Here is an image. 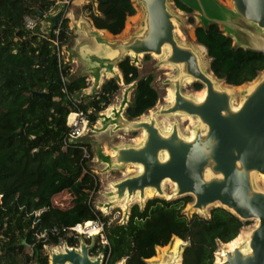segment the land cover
<instances>
[{
    "label": "trees",
    "instance_id": "1",
    "mask_svg": "<svg viewBox=\"0 0 264 264\" xmlns=\"http://www.w3.org/2000/svg\"><path fill=\"white\" fill-rule=\"evenodd\" d=\"M55 1L0 0V264H48L44 245L66 238L62 228L107 219L93 205L99 181L88 165L89 143L67 141L66 117L75 110L71 99L89 80L75 76L60 56L61 46L69 42L68 18L61 17L52 30L42 28L43 16ZM173 2L191 12L179 0ZM82 10L95 29L113 36L136 13L132 0H95ZM26 16L36 20L32 29L25 27ZM194 36L205 47L214 76L228 85L249 83L264 70L263 53L237 46L216 24L195 25ZM117 67L124 84L134 83L124 114L137 118L158 101L154 76L140 77L128 56ZM119 88L111 77L97 92L79 95L77 107L90 124ZM193 88L198 91L202 85L194 82ZM189 201L190 196L154 197L142 209L133 204L126 223L104 226L107 245L95 243L89 254L98 248L107 252V264H149L157 247L177 237L187 243L181 264H213L218 242L231 241L248 222L221 207L212 208L208 218L186 216L183 209ZM66 241L78 245L77 240Z\"/></svg>",
    "mask_w": 264,
    "mask_h": 264
},
{
    "label": "water",
    "instance_id": "2",
    "mask_svg": "<svg viewBox=\"0 0 264 264\" xmlns=\"http://www.w3.org/2000/svg\"><path fill=\"white\" fill-rule=\"evenodd\" d=\"M179 1L198 14L199 25L216 24L237 46L264 54V0H229V7L219 0ZM132 2L141 11L137 31L125 38H110L95 29L91 21L75 25L79 35L68 48V59H77L78 76L89 75L98 81L107 74L110 78L120 77L117 66L129 55L135 66L140 55L160 57V64L171 65L175 74L165 81L172 99L159 107L156 116L184 115L192 117L195 124L185 136L176 122L162 129L153 114L128 119L124 114L130 104L126 90L118 106L99 115L100 129L140 131V140L136 144L115 145L110 154L98 152L96 156L108 170L127 165L136 166L137 170L112 181L98 209L107 212L122 205V223H126L131 206L138 204L142 209L148 200L146 191L163 198L164 183L168 181L172 184L168 200L193 197L188 205L190 212L200 216L221 207L241 221L255 222L244 231L242 244L226 248L218 242L221 261L214 260L213 264H264V70L249 82L252 84L242 92L238 105H234L230 87L236 86L214 76L209 62L207 65L205 62L208 58L205 47L196 40L193 45L177 38L175 22H180V17L169 8V0ZM63 9L59 5L54 13L43 16L47 30L56 26ZM199 46L204 48V55ZM187 80L202 85L201 99L182 90ZM257 177L262 180L261 188L255 184ZM174 238L166 245L164 257L147 262L181 264L187 243L182 241L174 253ZM92 244V240L89 244L80 240L79 249L63 247L50 251L48 264H103L100 254L89 257ZM124 263L122 260L116 264Z\"/></svg>",
    "mask_w": 264,
    "mask_h": 264
},
{
    "label": "rangeland",
    "instance_id": "3",
    "mask_svg": "<svg viewBox=\"0 0 264 264\" xmlns=\"http://www.w3.org/2000/svg\"><path fill=\"white\" fill-rule=\"evenodd\" d=\"M67 1L68 2H64V0H56L55 1L56 6L52 7V10L48 14L44 15V16H47V15L54 13L58 9L59 5L64 6L63 14L61 17L68 18L69 20L68 24L70 28L69 42L65 44L64 46H61V52H62L61 56L64 62H66L68 58V48L72 46L73 41L76 38L75 36L79 35L76 32L74 26L75 25L80 26L82 24L91 23L90 20L84 15V12L82 10L83 5L89 2L94 3L93 0H73L71 2L70 0H67ZM219 1L227 7L230 6L229 0H219ZM168 6L173 12H175L180 17V22H175V34L177 38L179 39V41L183 43H187V44L196 45L195 36H194V27L195 25L200 24V21L198 19V14L195 11L184 12L176 8L173 0H169ZM135 8H136V13L133 16H137L136 17L137 20H135L136 22L131 23L130 18H129L122 32L117 36H109L110 38L112 37L113 38H125L129 36L131 33L138 30L139 25H140L139 23H140L141 11H140V7L136 5H135ZM189 18L193 19V22L189 23L188 21ZM137 22H138V25L136 26ZM130 23H131V26L129 30L126 31L128 27L127 28L125 27ZM41 25H42V28L47 30L46 29L47 23L45 22L44 19L42 20ZM128 57L132 61V56L129 55ZM159 60H160V57L158 56L146 54V55H140L138 57V62L136 63V67L138 68L140 77L145 76L147 74H152L154 76L152 85L158 91V94H159V98L155 106L151 108L150 110H148L147 112H145L142 116H140V118H145L149 114H153V116L156 117L158 125L162 129H166L172 122H176L178 124V127L181 133L185 136H188L191 133V129L195 124V120L192 117L188 118V116H184V115L156 116V111L159 109V107L166 104L169 101L167 98V92H168V89L170 88L168 84H166L165 81L169 78H172L175 74V70L171 65H167V64L161 65ZM205 62L207 65L209 62V58H205ZM72 71L74 72L73 74H76L79 71V67H77L76 63H72ZM119 76L120 77L118 78L113 77L118 81L120 88L118 92L114 95V97L112 98L111 104L105 110L98 113V119L96 120L94 124H90V123L87 124V127L83 131V134L81 135V137L77 139L78 142H88L91 147L92 158L89 161L88 165H89V168L96 174L97 179L99 181L98 191L93 195V205L96 209L100 207L98 204H100V202L104 200L105 193L111 189L110 183L112 181L122 178L124 176H127L129 174H132L137 170V167L133 165H127L123 169H119V170H108L105 168L103 164H101L98 161L97 156H96L98 152L99 153L102 152L103 154H110L112 148L118 144H125V143L126 144H136L137 142H139L140 137H141L140 131H124V130L123 131H112L111 129L104 131L100 129V124H99L100 116L99 115L108 114L111 108L118 106L126 90H127L128 101L130 102L131 100L134 83L124 84L122 81V76L120 72H119ZM109 78H110V75L107 74V75L102 76L98 81H94V79H88L89 86L86 89L89 88L90 91L87 92L86 89H83L81 94H92V93L97 92L101 84ZM193 83L194 82H191V80L188 83L184 82L182 86V90L185 93H194L195 95H197L196 92H200L201 89L198 91L194 90ZM251 84L252 83H246L240 86L239 88H233V89L231 88L232 89L231 92L234 95V98H233L234 105H238L241 99L242 92H244V90H246ZM81 94H77L74 97L78 98L79 95ZM189 120L190 121L192 120V121L189 122ZM166 182L164 183V191H165L166 197L164 196L163 199H168L167 195H170L172 192V187H171L172 184H170V182L168 183ZM255 184L257 187H260V188L263 187L261 178H258ZM154 197L155 196L150 194V196L147 198L151 199ZM136 202L138 203V201ZM191 202H193L192 196H190L189 203L186 204V206L183 209V212L185 213L186 216H191L193 214V212L188 211V205ZM121 206L122 205H118L114 208L112 207L106 213L104 210L102 211L100 209L98 210L102 212L103 214L108 215L109 217H113L114 214L119 212L122 214V218H123L124 208L123 206L122 207ZM200 216L208 218L209 213H206ZM247 222L248 223L241 228L242 231H247V229L251 228L255 223L254 221H247ZM95 241L96 243L99 244L100 237L98 236L95 239ZM220 246H221V243H218V246H217L218 251L216 250V252L214 253V260L217 255L216 253L220 251L219 250ZM158 251L160 252V250H158V247H157L155 249V255L152 258H161L158 255ZM162 257H164V255H162Z\"/></svg>",
    "mask_w": 264,
    "mask_h": 264
},
{
    "label": "built area",
    "instance_id": "4",
    "mask_svg": "<svg viewBox=\"0 0 264 264\" xmlns=\"http://www.w3.org/2000/svg\"><path fill=\"white\" fill-rule=\"evenodd\" d=\"M64 2H68V1L67 0H64ZM51 10H52V8L49 9L48 13ZM24 20H25V27L27 29H32L34 27V25L36 24V20L33 19V18H30L28 16H26L24 18ZM54 32L57 34L58 30L55 29ZM55 44L57 45V42H55ZM61 55H62V52H61V49H60V56ZM71 101H72L73 105L75 106V110L72 111V112H70L67 115V117H66V124L70 128L69 133H68V136H67V141L68 142H76L77 139L79 137H81V135L83 134V131L87 127V124L89 123V121H88V118H87L86 113H84L83 111H81L77 107L78 103L80 102V97H78V98L73 97L71 99ZM71 114L74 115V118L71 119V120H69V116ZM0 197H1V195H0ZM100 210L102 211L103 209L100 208ZM103 216L104 217H107V219L106 220H103V219H100V218H96L94 220H89V222L92 224V226L93 227H96L98 229V233L97 234H94V235H90V234H88V233L85 232V231H87L86 230L87 227L85 226V223L87 221L82 222V223H78V224H76L74 226H71V227L62 228L61 229V232L63 233V235L66 238H64L58 244H54V245H44V251L47 254L48 262H49V252L50 251L56 252L57 249H61L62 250L63 247H67L68 249H70V248H78L79 247L78 245H79V241L80 240H87L88 242L90 240L95 241V239L99 236L100 237L99 244L102 247H104L105 245H107V240H106L105 236L103 235L104 226L105 225H109V224H111L113 222H117V223H120L121 224L122 223V214L118 212V213L114 214L113 217H109L106 214H103ZM79 228H82V229L85 228V231L80 232L79 231ZM67 238H69L71 240H77L78 241V245L77 246L68 245L67 244V241H66ZM99 254L102 257L103 264H107V258H108L107 252L105 253L104 251H100Z\"/></svg>",
    "mask_w": 264,
    "mask_h": 264
},
{
    "label": "bare ground",
    "instance_id": "5",
    "mask_svg": "<svg viewBox=\"0 0 264 264\" xmlns=\"http://www.w3.org/2000/svg\"><path fill=\"white\" fill-rule=\"evenodd\" d=\"M136 17H137V16H131V17H130V22H131V23H135V22H136L135 20H137ZM131 23L128 24V25L125 27V28L128 27L126 31L129 30V28H130V26H131ZM198 49H199L200 53H201L202 55H204V48H203L202 46H199ZM189 81H190V80H187L186 83H188ZM240 86H242V85H240ZM240 86L230 87V90H232L233 88H239ZM249 86H250V85H249ZM231 88H232V89H231ZM196 94H197V98L201 99V98L203 97L204 90L201 88V91H200V92H196ZM167 98H168L169 101H170V99H172V94H171V90H170V89H168V92H167ZM73 118H74V115L71 114V115L69 116V120H71V119H73ZM188 118H189V117H188ZM191 119H192V118H191ZM192 120H193V119H192ZM192 120H191V121H192ZM191 121L189 120V122H191ZM104 153H106V152H104ZM261 177H262V176H261ZM256 179H258V177H257ZM166 183H168V182H166ZM170 184H171V183H170ZM168 185H169V184H168ZM169 186H170V185H169ZM171 187H172V186H171ZM150 194L153 195L151 191H146V193H145L146 197H149ZM165 197H166V196H165ZM167 197L169 198V195H167ZM121 207H122V206H121ZM85 226L87 227V228H86L87 231H85V228H83V229H82V228H79V231H80V232L85 231L86 233H88V234H90V235H94V234H97V233H98V229H97L96 227H93L92 224H91L89 221H87V222L85 223ZM250 227H251V226H250ZM244 230H245V229H244ZM247 230H248V229H247ZM245 237H246V233H245L244 231L240 230V232L238 233V235H237L234 239H232L231 241H229V242H227V243H224V245H225L226 248H233L234 246H238V245L242 244V243L244 242ZM180 244H182V240L178 239L177 237L174 238V240H173V245H172V251H173L174 253L176 252L177 247H178ZM158 250H160V252L158 251V255H159V257H162V255L165 256V252H166V250H167V247H166V246H164V247H158ZM217 251H218V250H217ZM216 254H217V255H216L215 261H216L217 263H219V262L221 261V259H220V252H218V253H216Z\"/></svg>",
    "mask_w": 264,
    "mask_h": 264
},
{
    "label": "crops",
    "instance_id": "6",
    "mask_svg": "<svg viewBox=\"0 0 264 264\" xmlns=\"http://www.w3.org/2000/svg\"><path fill=\"white\" fill-rule=\"evenodd\" d=\"M130 18V17H129ZM128 18V19H129ZM128 21V20H127ZM127 23V22H126ZM102 33H103V35L104 36H113V35H111V34H109L108 32H106V31H101ZM108 33V34H107ZM117 36V35H116ZM64 46V45H63ZM68 64H70V65H72V63H76V65H77V67H80V65H79V63H78V61H77V59L76 58H71L70 60L67 58V61H66ZM72 73H74L73 71H72ZM75 76H78V74L76 73V74H74ZM86 77H87V79H93L91 76H89V75H85ZM86 89V88H85Z\"/></svg>",
    "mask_w": 264,
    "mask_h": 264
},
{
    "label": "flooded vegetation",
    "instance_id": "7",
    "mask_svg": "<svg viewBox=\"0 0 264 264\" xmlns=\"http://www.w3.org/2000/svg\"><path fill=\"white\" fill-rule=\"evenodd\" d=\"M84 241H85L87 244H89V242H88L87 240H84ZM95 243H96V242L93 241L92 247L88 250V255H89V257H92V258L95 257V255H98L99 252H100V251L98 250V248H96V251H97L96 254H94V255H90V254H89V252L91 251V249L93 248V246H94ZM78 246H79V245H78ZM76 249H79V247L76 248Z\"/></svg>",
    "mask_w": 264,
    "mask_h": 264
}]
</instances>
